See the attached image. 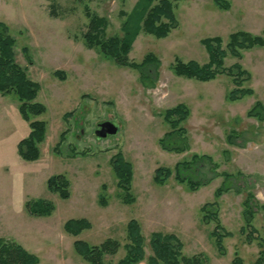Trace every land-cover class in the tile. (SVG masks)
<instances>
[{"label":"rangeland","instance_id":"374dc122","mask_svg":"<svg viewBox=\"0 0 264 264\" xmlns=\"http://www.w3.org/2000/svg\"><path fill=\"white\" fill-rule=\"evenodd\" d=\"M137 1L56 0L60 16L51 17L48 0H0V21L16 40L15 60L40 84L36 100L46 107L36 118L46 122L41 156L28 162L17 149L29 134L28 123L20 116L16 97L0 95V238L21 244L39 258L38 264H87L75 252L74 242L98 245L111 238L122 246L105 260L118 264L126 254L127 224L135 219L144 238L141 264H147L152 254L149 239L153 232L175 234L184 256L203 254L206 264H232L236 255L242 264H254L264 252V121L247 113L256 101L264 104V45L243 50L241 59L229 53L224 58L226 67L240 63L250 73L243 86L254 91L233 102L226 99L234 87L230 77L200 82L177 76L171 65L175 58L207 63L204 38L220 37L225 47L236 31L264 36V0H226L228 9L214 0L179 1L175 6L178 27L161 39L140 33L129 54L136 62L149 53L160 60L151 88L143 86L136 70L87 48L82 39L88 30L85 5L106 20L110 37L123 35L126 17L121 11L131 13ZM178 103L190 110L181 123L190 143L183 153L167 152L158 143L170 129L161 115ZM66 113L72 115L64 118ZM104 121L114 122L118 134L98 138L97 125ZM229 136L234 144L229 143ZM118 151L132 165L133 203L122 201L123 189L110 163ZM193 154L211 156L219 164L217 171L230 174L231 179L225 182L223 176L217 177L194 192L174 177L165 186L155 185L157 167L172 169ZM200 173L207 178L212 175L208 165ZM59 174L70 182L67 199L47 188V180ZM223 185L230 189L217 199L216 191ZM102 192L107 206L99 203ZM247 198L254 211L251 226L243 217ZM30 200L49 201L54 211L49 216H32L26 208ZM212 201H217L220 223L228 232L224 254L210 234L214 222L202 221L200 209ZM82 218L91 223L90 229L78 236L64 231L66 221Z\"/></svg>","mask_w":264,"mask_h":264},{"label":"trees","instance_id":"16d2710c","mask_svg":"<svg viewBox=\"0 0 264 264\" xmlns=\"http://www.w3.org/2000/svg\"><path fill=\"white\" fill-rule=\"evenodd\" d=\"M50 1V16H60L58 3L56 0ZM181 0H138L133 11L126 13L121 11V16L126 17L122 23V36L106 35L107 22L103 17L93 14L89 7L85 5V15L88 18L87 32L82 35L84 45L90 49H96L106 58L115 64L136 70L140 81L144 87H154V81L158 77V67L160 60L152 53L147 54L141 62L133 61L129 54L137 36L140 33L154 36L157 39L167 37L170 32L178 27V20L175 15V6ZM223 9L230 8L226 0H214ZM201 43L208 53V62L200 64L190 60L184 62L175 58L171 69L179 77L193 79L200 82H208L216 79L220 75H226L232 79L233 89L228 92V101H237L245 96L253 95L254 91L243 86L244 82L250 78V73L243 68L240 63H235L230 67L224 64L227 53L237 59L242 58V51L264 45V36L255 35L248 31H236L230 34L226 46H223V39L220 37H210L202 39ZM15 38L10 34L8 25L0 21V95H14L18 100V110L21 118L28 123L29 134L22 139L17 146L19 156L28 162L37 161L40 156L39 145L44 141L46 132V122L37 120L45 111L46 107L36 100V96L41 86L33 81L27 74V68L20 66L14 57ZM26 59L31 62L32 58L28 54L27 47L23 49ZM155 69L154 75L151 74ZM55 75L63 79L62 73L56 71ZM72 113H66L64 118H68ZM190 115V110L185 104H178L167 108L162 113L163 121L169 126L167 131L158 143L162 150L167 152L183 153L190 149L187 130L181 126ZM249 117H256L264 121V104L256 101L248 111ZM62 139L55 147H59ZM228 141L234 144L229 136ZM85 155V153H80ZM77 154H72L75 156ZM113 172L118 180V186L123 189L122 201L133 203L134 196L131 194V180L133 177L132 165L124 159L122 152L118 151L110 160ZM209 166L212 174L209 178L201 175L200 168ZM219 164L207 154H193L189 160L178 162L174 168L164 166L157 167L154 171L153 181L156 185H166L171 177L182 186H186L191 192L197 191L201 186L210 183L217 177L231 179L230 174L217 171ZM224 182V183H225ZM70 182L62 174L53 175L47 180V188L50 192L58 193L62 199L70 196ZM104 191V186H102ZM230 187H219L216 191L218 199ZM250 198L252 196L250 195ZM101 206H107L106 195L102 192L99 196ZM248 198L244 202L243 217L248 226H251L253 218V208ZM26 208L32 216H49L54 211V205L45 200L28 201ZM200 212L202 221L206 224L214 222L215 226L211 230L220 254H224L223 240L228 232L221 225L218 214L217 201L205 203ZM91 223L87 219H70L64 224V231L72 236H78L82 231L90 229ZM75 252L87 264H111L105 260L106 256H114L118 253L122 244L114 239H107L101 244L90 245L85 241L76 240L74 242ZM149 246L152 254L148 256V264H206L203 254L186 257L182 254V242L172 233L153 232L150 235ZM126 254L118 264H138L144 259V238L141 227L137 220L132 219L127 224V242L124 244ZM39 258L25 249L21 244L13 239L0 238V264H38ZM242 258L236 255L232 264H242ZM254 264H264V252Z\"/></svg>","mask_w":264,"mask_h":264},{"label":"water","instance_id":"95a60500","mask_svg":"<svg viewBox=\"0 0 264 264\" xmlns=\"http://www.w3.org/2000/svg\"><path fill=\"white\" fill-rule=\"evenodd\" d=\"M118 134V126L112 121H104L97 125L95 135L98 138H106L108 135Z\"/></svg>","mask_w":264,"mask_h":264},{"label":"crops","instance_id":"0c3cea01","mask_svg":"<svg viewBox=\"0 0 264 264\" xmlns=\"http://www.w3.org/2000/svg\"><path fill=\"white\" fill-rule=\"evenodd\" d=\"M178 104H180V103H178ZM178 104H176V105H178ZM176 105H175V106H176ZM173 107H174V106H173ZM170 108H171V107H170ZM153 182H154V181H153ZM155 185H156V184H155ZM158 186H159V185H158ZM163 186H165V185H163ZM180 186H181V185H180ZM161 187H162V186H161ZM140 262L142 263V262H143V260H142V261H140ZM140 262H139V263H140ZM139 263H138V264H139ZM141 263H140V264H141ZM147 264H148V263H147Z\"/></svg>","mask_w":264,"mask_h":264}]
</instances>
